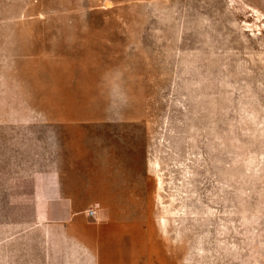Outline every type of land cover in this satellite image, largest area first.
<instances>
[{"label":"rangeland","instance_id":"obj_1","mask_svg":"<svg viewBox=\"0 0 264 264\" xmlns=\"http://www.w3.org/2000/svg\"><path fill=\"white\" fill-rule=\"evenodd\" d=\"M44 27L110 32L96 48L150 125L152 207L137 215L168 250L264 264V0H0V57L23 49L12 31Z\"/></svg>","mask_w":264,"mask_h":264},{"label":"crops","instance_id":"obj_2","mask_svg":"<svg viewBox=\"0 0 264 264\" xmlns=\"http://www.w3.org/2000/svg\"><path fill=\"white\" fill-rule=\"evenodd\" d=\"M103 30L11 32L23 49L0 57V264H200L137 215L152 207L150 125L119 100Z\"/></svg>","mask_w":264,"mask_h":264},{"label":"built area","instance_id":"obj_3","mask_svg":"<svg viewBox=\"0 0 264 264\" xmlns=\"http://www.w3.org/2000/svg\"><path fill=\"white\" fill-rule=\"evenodd\" d=\"M87 212H88V214H91L92 213L91 210H88Z\"/></svg>","mask_w":264,"mask_h":264},{"label":"bare ground","instance_id":"obj_4","mask_svg":"<svg viewBox=\"0 0 264 264\" xmlns=\"http://www.w3.org/2000/svg\"><path fill=\"white\" fill-rule=\"evenodd\" d=\"M164 220V219H163Z\"/></svg>","mask_w":264,"mask_h":264}]
</instances>
